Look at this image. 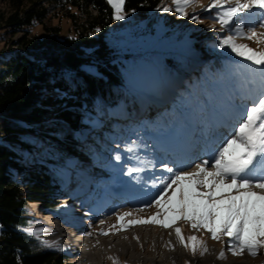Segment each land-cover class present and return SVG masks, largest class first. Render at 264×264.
<instances>
[{"label":"rangeland","instance_id":"1","mask_svg":"<svg viewBox=\"0 0 264 264\" xmlns=\"http://www.w3.org/2000/svg\"><path fill=\"white\" fill-rule=\"evenodd\" d=\"M236 2L237 0H229L225 7L234 6ZM240 2L243 3L245 0ZM213 3L214 0H192L191 6L183 9L182 15L176 10L173 0H161L158 7L146 15H141L134 9L124 8V19L118 21L112 18L105 35L114 42L113 47L119 57L117 68L121 79L140 89L139 91L149 93L139 97L142 103L130 114L131 121L124 132L119 131L116 136L114 134L115 130L121 129V122L127 121V118L111 116L115 119L111 127L101 124L99 128L90 129L82 136L86 144L93 145L100 157L109 160L108 166L112 167L115 177L110 181L106 180L109 178L103 173L107 165L93 162L83 153L85 144L78 147L81 152L76 158H72L68 169L60 168L65 177L62 190L51 195L45 203L27 200L28 220L22 229L30 233L41 246L63 253L65 264H114V261L116 264H172L171 261L155 263L152 260L161 258L167 252L168 238L170 234L175 233L176 228L182 229L186 243L188 237L195 236L207 248L205 254L201 256L199 250L192 253L181 244H177L176 248H182L188 255L182 257L181 264H200L196 261L199 259H207L205 264L233 260H247L249 264L264 262V248L259 249L256 256L248 254L247 251L234 256L228 248L229 237L213 240L206 230L193 229L183 219L168 228L156 223H133L148 220L157 216V213H161L157 219H163L162 209L155 204L154 197L160 187L155 183L157 178L168 175L164 165L181 171H195V164L206 158L204 155L191 158L190 164L186 161L185 166L179 168L178 164H174L177 162L174 155L158 149L160 137L171 135L172 138L169 140L174 143V139L180 141L184 133L190 134L195 141L192 145L202 140L198 144L202 147L208 141L218 138V141L212 144L214 152L218 144L231 138L233 129L238 126L246 109L252 107L264 94V73L257 70L261 66L236 55L230 46H220L223 40L231 37L236 45H246L254 52L264 53L262 35L264 27L260 26L261 20L264 19L260 14L262 10L252 9L250 10L252 14L240 13L243 19L236 21L242 24L239 29L233 25L222 28L218 18L221 10L211 8ZM2 5L0 2V7ZM165 8L170 11L165 12L163 10ZM51 22L61 25L60 35L67 33L71 25L70 19L65 17L59 21L53 18ZM141 25L146 27V31L137 29ZM33 30L41 33L40 25L33 26ZM251 31L257 32L258 35L249 40L247 36ZM1 34L0 32V49L7 45L2 39L7 35ZM19 34L20 32L15 33L12 39ZM215 60L221 65L220 75L216 68L212 67L211 76L204 77L202 67L203 71H206L205 64ZM173 71L177 75L173 87L163 85L160 88L163 80ZM193 74H198L199 78L193 80ZM187 78L190 79L189 86L192 81L195 86L191 90L187 85L183 92L184 96L176 103L175 94L187 82ZM54 104L53 101L45 103L48 108L45 118L55 116ZM160 105L161 114L157 113L160 115V119H157L159 122L153 119L155 122L153 125L148 118V114H151L148 110L152 108L156 111ZM221 124H231L233 127L223 130ZM156 134L158 143L153 136ZM31 137L43 143L34 135ZM113 140L117 142L116 145ZM189 141L190 139L187 142ZM178 147V150L184 151L183 146ZM189 151L184 155L190 154ZM31 158L33 156L26 155L24 162L32 164ZM162 160L165 161L161 162ZM14 177L21 183L23 190H27L29 175L15 171ZM94 182L100 186L92 189ZM71 183L82 190L81 194L68 193L66 189ZM251 191L264 195L259 189L253 188ZM83 194L89 195L90 198L81 204L77 199ZM170 194L171 189L168 192V195ZM92 198L99 200L97 205L91 204ZM96 201L94 200V203ZM82 211L85 214H82ZM124 213L131 215L118 220ZM82 216L86 217L87 223L83 221ZM59 217L78 223L77 227L83 234L81 232L80 236L74 230L72 235L77 244L81 241L76 244L77 249L85 253H77V249L74 250L75 245L71 248L67 243L64 245L45 242L35 232L42 229L45 224L61 222ZM64 241L67 242L65 239ZM221 252L224 253L223 259L219 258Z\"/></svg>","mask_w":264,"mask_h":264},{"label":"trees","instance_id":"2","mask_svg":"<svg viewBox=\"0 0 264 264\" xmlns=\"http://www.w3.org/2000/svg\"><path fill=\"white\" fill-rule=\"evenodd\" d=\"M0 2V32L7 35L2 37L7 45L0 49V264H65L63 253L41 246L22 229L28 220L27 200L45 203L62 190L65 177L60 168L68 169L81 152L78 147L86 144L82 136L101 124L111 127L115 123L111 116L127 118L114 134L124 132L130 114L142 103L139 97L149 92L121 79L118 54L105 35L113 18L107 0ZM160 2L125 0L124 8L146 15ZM63 17L71 25L60 35L61 25L51 20ZM35 25H40L41 33L33 30ZM17 32L20 34L12 39ZM205 65L204 77L211 76L212 67L220 75L216 60ZM174 75L170 72L160 88L173 87ZM194 78L199 75L193 74ZM194 86L192 81L189 88ZM185 89H180L177 101ZM51 101L55 116L45 118V103ZM82 150L93 162L107 165L106 180L115 177L109 160L100 157L93 145L87 143ZM28 154L33 156L32 164L24 162ZM15 171L29 175L27 190L14 177ZM93 184L92 189L100 186ZM88 198L84 194L78 201L83 204Z\"/></svg>","mask_w":264,"mask_h":264},{"label":"snow or ice","instance_id":"3","mask_svg":"<svg viewBox=\"0 0 264 264\" xmlns=\"http://www.w3.org/2000/svg\"><path fill=\"white\" fill-rule=\"evenodd\" d=\"M107 3L115 20L124 19L125 0H107ZM173 3L183 15V9L191 6L192 0H173ZM228 3L229 0H214L211 5V8L221 10L218 18L222 28L233 25L239 29L242 24L236 21H242L240 13L252 14V9L264 10V0H245L243 3L237 0L234 6L225 7ZM163 10L170 11L168 8ZM260 14L264 16V11ZM260 26L264 27V19ZM257 35V32L251 31L247 39ZM220 46H230L236 55L261 66L257 70L264 73V53L254 52L246 45H236L231 37L223 40ZM116 158L119 159V156ZM195 169L181 171L164 165L168 175L157 178L155 183L160 187L154 197L155 204L162 209L163 219H157L161 214L157 213L148 220L133 223H156L168 228L183 219L193 229L206 230L213 240L229 237L228 248L232 255L247 251L256 256L258 250L264 248V195L251 189L264 192V94L246 109L231 138L218 144L213 155L196 163ZM129 215L131 213H124L118 220ZM175 234L186 250L192 253L199 250L201 256L207 251L195 236L188 237L186 243L182 229L176 228ZM219 258H224L223 252Z\"/></svg>","mask_w":264,"mask_h":264},{"label":"bare ground","instance_id":"4","mask_svg":"<svg viewBox=\"0 0 264 264\" xmlns=\"http://www.w3.org/2000/svg\"><path fill=\"white\" fill-rule=\"evenodd\" d=\"M262 11H264V10H262ZM149 105L150 104H148V107H149ZM151 109L148 110V111H151V114H149L148 118L150 119L151 124L154 125L155 122L152 120L154 119L155 121H158L157 119L158 118L160 119V115H158L157 113L161 114V105H160V108L156 109V111L153 109L151 110ZM222 125H224V126H222ZM221 127H223V130H224L225 128L229 129V128L233 127V125L221 124ZM158 131H160V128L158 129ZM184 134L181 136L180 141L178 139H174V143L171 140H169V138H172L171 135H169L171 137H169L167 135L166 137H164V138L160 137V139H159L160 145L158 146V149L161 150V152L163 151L167 154L169 153V154L174 155V157L177 159V162H175L174 164L175 165L178 164L177 166L179 168L185 166L184 164L186 161L189 162V164H190V162L192 161L191 158H194V157L197 158L200 155H204V156H206V158H208V157H211L213 155L212 144L216 143V141H218V138L216 140L213 139L212 141H208L207 143H205V145L203 147L198 146V144L202 140H200L198 143L194 144V146H193L192 143L195 142V141H193L194 139L191 137L190 134H187V135H184ZM154 137L157 139L156 142L158 143L159 142L158 135L156 134V135H154ZM174 138H176V136ZM189 139H190V141L187 142ZM202 139H205V137L204 138L202 137ZM153 140H155V139L153 138ZM178 145L181 147L183 146L182 148H184V151H182V149L178 150V148H179ZM188 148H190L189 149L190 151L188 150ZM191 150L193 152H191ZM188 151L190 152V154L184 155V153H188ZM173 153H175V154H173ZM163 159H165V157ZM163 161H165V160H162L161 162H163ZM166 161H167V159H166ZM35 232H37L41 236V238H43V240L45 242H49V243H53V244H58V243H63V244L65 243L66 244L67 243V244L71 245V248H72V245L73 246L75 245L74 250H76L78 248L77 245L79 243H81V241H79L78 244L75 242L74 237H73L74 235L66 236V234H65L66 230L63 227L61 222H55L54 221V222H51L49 224H45L42 229L37 230ZM76 233H79L78 235H80V236L83 234V232H82V234H80V232H78V231H76ZM64 239L67 240V242H65ZM167 242H168V247H169L167 252L164 253V255H162L161 258H159L157 260H152V259L151 260L154 261L155 263H159L160 261H164V262L171 261L172 264H181L182 263V260H181L182 257L183 256L188 257V255L186 254V251H184L182 248H176V245L180 244L177 237H176V234L175 233L170 234ZM77 251H78L77 253H82V254L85 253V251H82L80 249L79 250L77 249ZM196 261L200 264H205L207 259H199ZM217 263L218 264H249V261H247V260H237V261L233 260L231 262L217 261ZM261 264H264V262H261Z\"/></svg>","mask_w":264,"mask_h":264},{"label":"built area","instance_id":"5","mask_svg":"<svg viewBox=\"0 0 264 264\" xmlns=\"http://www.w3.org/2000/svg\"><path fill=\"white\" fill-rule=\"evenodd\" d=\"M137 29L138 30H141L142 29V31H146V27L144 26V25H141V27H137ZM144 29V30H143ZM140 35H142V34H140ZM143 36V35H142ZM110 45L111 46H114V42L113 41H110Z\"/></svg>","mask_w":264,"mask_h":264}]
</instances>
